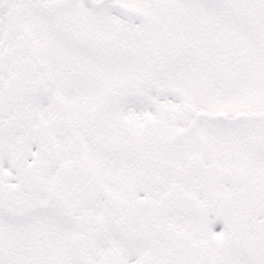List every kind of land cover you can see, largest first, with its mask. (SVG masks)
<instances>
[{
    "label": "snow or ice",
    "instance_id": "6c2138e0",
    "mask_svg": "<svg viewBox=\"0 0 264 264\" xmlns=\"http://www.w3.org/2000/svg\"><path fill=\"white\" fill-rule=\"evenodd\" d=\"M0 264H264V0H0Z\"/></svg>",
    "mask_w": 264,
    "mask_h": 264
}]
</instances>
